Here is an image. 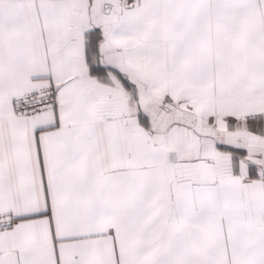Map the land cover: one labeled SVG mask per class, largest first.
Wrapping results in <instances>:
<instances>
[{
  "label": "snow or ice",
  "instance_id": "snow-or-ice-1",
  "mask_svg": "<svg viewBox=\"0 0 264 264\" xmlns=\"http://www.w3.org/2000/svg\"><path fill=\"white\" fill-rule=\"evenodd\" d=\"M0 264H264V0H0Z\"/></svg>",
  "mask_w": 264,
  "mask_h": 264
}]
</instances>
